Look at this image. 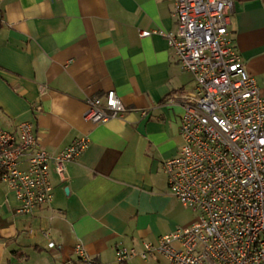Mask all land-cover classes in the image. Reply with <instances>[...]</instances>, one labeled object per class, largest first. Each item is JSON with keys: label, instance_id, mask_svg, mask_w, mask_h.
<instances>
[{"label": "crops", "instance_id": "0c3cea01", "mask_svg": "<svg viewBox=\"0 0 264 264\" xmlns=\"http://www.w3.org/2000/svg\"><path fill=\"white\" fill-rule=\"evenodd\" d=\"M173 8V0H0V130L31 123L50 155L89 140L64 183L51 174L49 205L29 215L16 213L0 183V264H85L79 247L94 263L112 264L119 247L141 253L195 223L163 169L181 146L183 112L166 101L195 86L165 37L176 28ZM228 29L264 97V0H234ZM110 90L123 118L84 121L86 101ZM126 264L166 260L151 252Z\"/></svg>", "mask_w": 264, "mask_h": 264}, {"label": "built area", "instance_id": "2783aa9c", "mask_svg": "<svg viewBox=\"0 0 264 264\" xmlns=\"http://www.w3.org/2000/svg\"><path fill=\"white\" fill-rule=\"evenodd\" d=\"M173 3L176 28L165 37L195 86L172 93L166 101L183 112L181 146L163 169L169 193L196 214V221L161 237L156 246L144 243L141 253L117 248L112 264H126L137 256L146 259L151 252L162 255L166 264H264V97L230 37L234 0ZM125 113L110 90L86 101L83 120L98 125L122 119ZM88 145V138L81 137L50 155L39 145L31 123L0 130V183L15 196L16 213L29 215L49 205L51 174L64 183L66 165ZM48 247L55 245L50 241ZM76 251L85 264H96L80 247Z\"/></svg>", "mask_w": 264, "mask_h": 264}, {"label": "rangeland", "instance_id": "374dc122", "mask_svg": "<svg viewBox=\"0 0 264 264\" xmlns=\"http://www.w3.org/2000/svg\"><path fill=\"white\" fill-rule=\"evenodd\" d=\"M188 211V210H187ZM190 212V211H189ZM186 215H188V217L190 218V215H189V213L188 212H185L184 214H181V217L184 219V218H186ZM194 218V215H192L191 214V218Z\"/></svg>", "mask_w": 264, "mask_h": 264}, {"label": "clouds", "instance_id": "9594fccd", "mask_svg": "<svg viewBox=\"0 0 264 264\" xmlns=\"http://www.w3.org/2000/svg\"><path fill=\"white\" fill-rule=\"evenodd\" d=\"M110 104H111L112 106H115V102H114V101H110Z\"/></svg>", "mask_w": 264, "mask_h": 264}]
</instances>
